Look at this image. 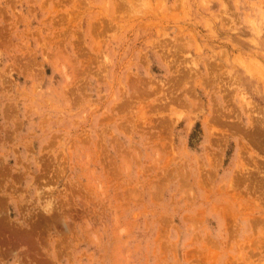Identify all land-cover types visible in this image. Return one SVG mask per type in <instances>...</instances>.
Returning a JSON list of instances; mask_svg holds the SVG:
<instances>
[{
    "label": "rangeland",
    "instance_id": "rangeland-1",
    "mask_svg": "<svg viewBox=\"0 0 264 264\" xmlns=\"http://www.w3.org/2000/svg\"><path fill=\"white\" fill-rule=\"evenodd\" d=\"M0 264H264V0H0Z\"/></svg>",
    "mask_w": 264,
    "mask_h": 264
},
{
    "label": "bare ground",
    "instance_id": "bare-ground-1",
    "mask_svg": "<svg viewBox=\"0 0 264 264\" xmlns=\"http://www.w3.org/2000/svg\"><path fill=\"white\" fill-rule=\"evenodd\" d=\"M238 151V150H237ZM237 155H238V153H237ZM240 155V154H239Z\"/></svg>",
    "mask_w": 264,
    "mask_h": 264
}]
</instances>
